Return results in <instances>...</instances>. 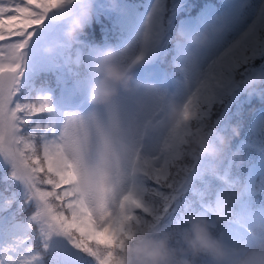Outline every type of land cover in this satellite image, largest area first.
<instances>
[{
	"label": "snow or ice",
	"instance_id": "6c2138e0",
	"mask_svg": "<svg viewBox=\"0 0 264 264\" xmlns=\"http://www.w3.org/2000/svg\"><path fill=\"white\" fill-rule=\"evenodd\" d=\"M72 3L0 0V171L5 185L0 192V264H120L119 253L137 230L174 226L186 211L214 215L225 185L242 189L244 200L237 219L218 231L240 253L264 244V233L243 222L264 219V206L251 203L257 191L264 193V115L248 138L232 144L243 162L230 154L218 173L205 172L207 163L186 152L190 127L175 133L147 130L175 96L197 125L211 120L229 132L230 110L243 96L237 77L264 73V64L255 63L264 60V0H227L222 14L209 10L194 27L180 24L191 37L204 27H223L217 24L220 15L227 19L225 34L200 53L198 62L181 65L174 94L139 84L134 95L87 114L57 111L47 96L18 102L29 43L55 11ZM186 7L183 0H152L140 32L127 46L133 59L144 63L166 55L176 17ZM141 99L150 101L143 115L135 110ZM114 136L134 144L136 155L125 160L114 154L116 171L101 181L99 191L84 195L81 178ZM252 152L258 159H252ZM189 191L198 199L189 200ZM29 208L28 218L19 219Z\"/></svg>",
	"mask_w": 264,
	"mask_h": 264
},
{
	"label": "clouds",
	"instance_id": "9594fccd",
	"mask_svg": "<svg viewBox=\"0 0 264 264\" xmlns=\"http://www.w3.org/2000/svg\"><path fill=\"white\" fill-rule=\"evenodd\" d=\"M112 11L125 15L126 9L120 0H107ZM96 10V0H73L52 15L66 21L65 42L76 46L85 29L90 26ZM223 27H204L196 34L189 35L179 28L172 37V46L177 50L178 59H173L172 66L180 73L182 64H196L200 53L215 40L225 34L227 19L223 15L217 20ZM56 47H49L47 53L53 55ZM145 63V62H144ZM143 63L133 59V53L127 47L118 49L107 46L96 50L88 64L90 78L87 86L88 102L94 109H107L122 95H134L141 84L136 78V70ZM241 94L249 98L264 100V73L247 77H237ZM146 87L158 88L154 84ZM150 106L138 100L135 110L143 115ZM190 127L184 148L189 156L205 161V172L218 173L225 158L240 160L238 153H233L232 144L240 137L239 128L232 126L228 133L220 131L211 120L197 125L189 117L185 103L172 96L168 99L162 118L147 124V130L153 133L167 131L175 133ZM136 146L123 137L111 138L109 149L97 154L96 163L90 164L79 182L84 195L99 191L101 181L111 177L117 169L114 154L130 160L136 155ZM219 207L214 215L201 216L192 211L182 214L180 223L171 227H151L137 230L131 240L126 241L119 253L120 264H264V244L245 253L232 248L226 234L218 229L227 227L237 219L244 192L240 188L227 185L219 192ZM255 232L264 233V219L243 221Z\"/></svg>",
	"mask_w": 264,
	"mask_h": 264
},
{
	"label": "trees",
	"instance_id": "16d2710c",
	"mask_svg": "<svg viewBox=\"0 0 264 264\" xmlns=\"http://www.w3.org/2000/svg\"><path fill=\"white\" fill-rule=\"evenodd\" d=\"M148 0H120L123 9L130 7H138L140 10L143 4ZM171 3V0H169ZM187 5L185 11L178 13L176 17V27L186 21L199 20L200 15L207 9H213L212 12L219 15L222 14L227 5V0H183ZM260 0H253L252 3H259ZM202 9V10H201ZM201 10V11H200ZM200 11V12H199ZM199 12V13H198ZM191 13L192 15H189ZM143 25V24H142ZM142 25L132 34L122 25L121 15L112 11L107 0H96V10L90 26L85 29L84 35L80 37L76 46H69L65 42L64 34L60 37L58 43V51L52 56L51 62L54 64L52 68H46L39 71L29 81L23 85L17 96V101L31 102L40 97H50L52 106L59 111L60 101L63 93L68 89H74L90 78L88 64L94 52L104 46H115L118 49L127 47L138 35ZM175 51L172 45L169 46V52L166 55L149 60L151 65L159 64L167 76H174L180 79V74L172 66ZM79 61V63H78ZM43 89H49L42 92ZM78 111L86 114L82 110H70L68 112ZM217 109V115L219 114ZM264 115V100L256 97L249 98L243 95L240 100L235 103L229 113V118L233 126L236 122H240V137L235 139L233 145L237 144L242 138H248L252 134V130L256 125L259 117ZM216 117H213V120ZM257 135L259 131L257 130ZM252 159H258V153H251ZM4 173L0 171V192H3L5 185L2 182ZM197 187H200L199 182ZM10 194V193H7ZM189 200H197L198 194L189 191L187 194ZM251 203L254 208L259 209L264 206V193L259 191L252 197ZM31 213V209L20 214L19 219L26 220Z\"/></svg>",
	"mask_w": 264,
	"mask_h": 264
},
{
	"label": "rangeland",
	"instance_id": "374dc122",
	"mask_svg": "<svg viewBox=\"0 0 264 264\" xmlns=\"http://www.w3.org/2000/svg\"><path fill=\"white\" fill-rule=\"evenodd\" d=\"M151 4L152 1H148L145 4L144 9L141 11H138L136 8L126 9V14L121 15L122 24L131 29H135L139 25L141 26ZM184 23L193 27L196 26L195 22L186 21ZM65 30L66 21H62L57 16L53 15L49 20L45 21L44 26L33 36L29 43V47L26 49L27 70L20 85V89L34 75L38 74L39 71L54 67V64L51 62L54 54L49 55L47 49L55 46L56 51L59 50V39L64 34ZM255 63L256 66H260L264 64V60L258 59ZM136 78L143 85L154 84L161 90H167L171 94H174L179 87L177 83L178 80L173 75L167 76V73L158 65L155 68H152L149 61L141 64L137 68ZM88 81L86 80L85 82H82L78 90L68 89L69 92L62 95L65 107H76L77 105H80V107L84 108L83 110H86V114L94 110V106L88 102ZM142 100L145 104L150 106V101L148 99Z\"/></svg>",
	"mask_w": 264,
	"mask_h": 264
}]
</instances>
